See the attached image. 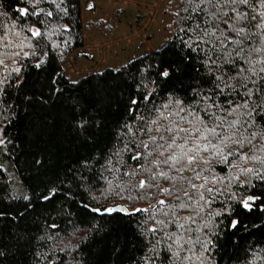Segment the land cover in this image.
I'll return each instance as SVG.
<instances>
[{"label":"snow or ice","instance_id":"1","mask_svg":"<svg viewBox=\"0 0 264 264\" xmlns=\"http://www.w3.org/2000/svg\"><path fill=\"white\" fill-rule=\"evenodd\" d=\"M111 3L0 0V264H264V0Z\"/></svg>","mask_w":264,"mask_h":264},{"label":"rangeland","instance_id":"2","mask_svg":"<svg viewBox=\"0 0 264 264\" xmlns=\"http://www.w3.org/2000/svg\"><path fill=\"white\" fill-rule=\"evenodd\" d=\"M100 4H101V7L98 8L97 12L95 13H89L88 16H87V19L89 22H91L92 20H94L97 16H99L101 14L102 11L104 12H108L111 10V7H112V3H111V0H100ZM130 11L133 12V14H135V6L133 5L130 9ZM151 11V9H148V10H145L144 11V15L145 17L148 16L149 12ZM142 25H147L148 23V20L145 19L143 20L142 22Z\"/></svg>","mask_w":264,"mask_h":264}]
</instances>
